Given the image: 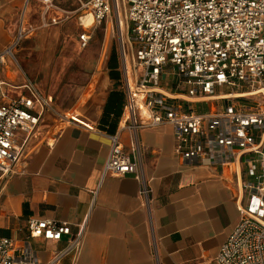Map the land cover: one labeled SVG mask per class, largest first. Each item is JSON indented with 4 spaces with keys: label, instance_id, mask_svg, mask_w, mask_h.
<instances>
[{
    "label": "built area",
    "instance_id": "2783aa9c",
    "mask_svg": "<svg viewBox=\"0 0 264 264\" xmlns=\"http://www.w3.org/2000/svg\"><path fill=\"white\" fill-rule=\"evenodd\" d=\"M39 2L46 13L56 0ZM84 15L94 27L113 14L120 32V70L126 104L121 129L140 130L172 125L175 154L187 164L215 167L246 165L239 204L240 222L216 258L217 264H264V0H87ZM60 22L52 20L53 25ZM31 26L17 43L0 54V64L14 57L18 43L34 32ZM91 34L80 35L87 48ZM170 80L174 91L165 89ZM5 82L0 77V96ZM16 98L0 101V172L3 177L25 173L30 140L46 115L58 127L93 130L54 106L30 79ZM224 89L254 96L223 98ZM229 94V93H228ZM248 97H260L246 105ZM1 96V99H4ZM208 104L201 113L198 105ZM103 177L134 175L147 197L141 153L134 143L126 150L119 134L111 136ZM29 238L0 237V264H40L31 239L61 242L72 237L68 251L83 244L84 228L73 236L70 224L31 218Z\"/></svg>",
    "mask_w": 264,
    "mask_h": 264
},
{
    "label": "crops",
    "instance_id": "0c3cea01",
    "mask_svg": "<svg viewBox=\"0 0 264 264\" xmlns=\"http://www.w3.org/2000/svg\"><path fill=\"white\" fill-rule=\"evenodd\" d=\"M70 1L56 0L55 8L46 13L36 1L0 0V54L17 43L22 24L26 29L33 27L36 7L45 25H53V19L61 24L64 17L68 21L70 15L81 14L82 33L91 34L92 40L88 29L96 30L109 21L94 27L92 15L80 20L85 12L79 0H73L78 4L74 12L59 7ZM59 13L63 18L53 16ZM78 42L81 46L80 36ZM111 57L99 64L73 108H61L48 95L57 110L93 130L58 127L56 118L46 115L29 142L25 173L5 178L0 172V237L24 241L29 238L31 218L50 219L70 224L73 236L84 228L83 244L68 251L69 236L61 242L31 239L40 264H217L221 247L240 222L246 165L187 164L175 154L172 125L140 130L136 136L121 129L122 116L116 125L108 122L105 110L111 93H122L126 104L123 86H113ZM9 61L12 57L0 64L5 82L1 94L5 98L0 96V101L21 95L30 79L13 76ZM163 87L175 90L170 80ZM116 134L127 151L133 153L134 143L140 150L147 197L134 175L103 177L110 137Z\"/></svg>",
    "mask_w": 264,
    "mask_h": 264
},
{
    "label": "rangeland",
    "instance_id": "374dc122",
    "mask_svg": "<svg viewBox=\"0 0 264 264\" xmlns=\"http://www.w3.org/2000/svg\"><path fill=\"white\" fill-rule=\"evenodd\" d=\"M59 7L74 12L78 4L71 0L69 3L61 2ZM36 8L38 13L32 20L35 31L15 46L14 57L8 63L10 72L20 80L25 76L30 78L43 94L54 96V102L61 108H73L92 83L99 64L106 62L114 50L117 55L113 67L114 70L118 68L120 71L118 52L121 39L116 17L113 14L107 24L96 30L88 29L92 33V40L87 48H82L78 42L83 31L78 21L81 14L70 15L68 21L63 18V14H54L58 19L63 18L61 24L54 26L48 22L45 25L40 19V7ZM2 73L0 68V74ZM105 80L108 82L107 76ZM113 86L114 89L123 86L121 73L113 75ZM223 91L225 94L233 93L229 92V89ZM258 99L261 98L248 97L243 102L248 106ZM197 110L201 113L208 111V104L198 105ZM93 111L96 112V108L91 112ZM76 112L78 114L77 110Z\"/></svg>",
    "mask_w": 264,
    "mask_h": 264
},
{
    "label": "trees",
    "instance_id": "16d2710c",
    "mask_svg": "<svg viewBox=\"0 0 264 264\" xmlns=\"http://www.w3.org/2000/svg\"><path fill=\"white\" fill-rule=\"evenodd\" d=\"M117 55V53L115 52V50L112 53V57H111V78L113 80V75L114 74H118V68H116V70H114V65L113 62L115 61V56ZM123 107H124V96L122 93L118 92V91H114L111 93L108 103L106 105V110H105V116L108 122L113 123L114 125H116V123L118 122V119L121 118L122 116V112H123ZM111 114H114V117L111 118Z\"/></svg>",
    "mask_w": 264,
    "mask_h": 264
},
{
    "label": "bare ground",
    "instance_id": "6f19581e",
    "mask_svg": "<svg viewBox=\"0 0 264 264\" xmlns=\"http://www.w3.org/2000/svg\"><path fill=\"white\" fill-rule=\"evenodd\" d=\"M256 93H245V94H243V93H229V94H223L222 96H223V98H226V96H233V97H246V96H254Z\"/></svg>",
    "mask_w": 264,
    "mask_h": 264
}]
</instances>
